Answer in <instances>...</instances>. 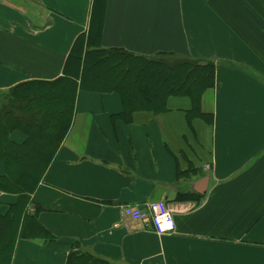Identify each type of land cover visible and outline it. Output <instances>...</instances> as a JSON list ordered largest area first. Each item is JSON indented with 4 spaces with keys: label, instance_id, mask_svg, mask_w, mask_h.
Instances as JSON below:
<instances>
[{
    "label": "crops",
    "instance_id": "crops-1",
    "mask_svg": "<svg viewBox=\"0 0 264 264\" xmlns=\"http://www.w3.org/2000/svg\"><path fill=\"white\" fill-rule=\"evenodd\" d=\"M92 3L0 0V95L60 77ZM100 45L211 61L214 85L193 116L187 96L131 113L117 92L79 89L24 208L39 227L19 222L8 264H264V0H105ZM15 198L0 191V216ZM149 203L172 212L173 233L122 214Z\"/></svg>",
    "mask_w": 264,
    "mask_h": 264
},
{
    "label": "trees",
    "instance_id": "trees-1",
    "mask_svg": "<svg viewBox=\"0 0 264 264\" xmlns=\"http://www.w3.org/2000/svg\"><path fill=\"white\" fill-rule=\"evenodd\" d=\"M105 0H93L87 34L78 36L64 64L63 74L53 80H27L0 95V191L16 196L5 216H0V264H8L21 221L20 234L39 227L24 208L61 143L72 121L79 89L117 92L124 112H162L171 96H187L198 112L203 92L214 85V63L159 54L134 55L100 45ZM24 135L21 142L11 138ZM12 207V208H11ZM36 224H35V223ZM32 229V231H29ZM42 236L49 238L44 228ZM78 264H108L90 254L75 256Z\"/></svg>",
    "mask_w": 264,
    "mask_h": 264
},
{
    "label": "built area",
    "instance_id": "built-area-1",
    "mask_svg": "<svg viewBox=\"0 0 264 264\" xmlns=\"http://www.w3.org/2000/svg\"><path fill=\"white\" fill-rule=\"evenodd\" d=\"M121 210L124 216L146 223L157 234H170L176 229L172 212L158 203H149L143 207L124 206Z\"/></svg>",
    "mask_w": 264,
    "mask_h": 264
}]
</instances>
